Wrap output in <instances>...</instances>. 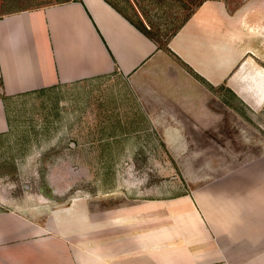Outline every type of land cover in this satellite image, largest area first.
Listing matches in <instances>:
<instances>
[{"label": "crops", "instance_id": "obj_1", "mask_svg": "<svg viewBox=\"0 0 264 264\" xmlns=\"http://www.w3.org/2000/svg\"><path fill=\"white\" fill-rule=\"evenodd\" d=\"M113 5L40 2L0 14V139L10 131L9 101L113 75L129 82L163 143L215 135L218 87L245 103L243 95L259 89L258 66L246 67L264 59V0H204L172 26L164 48L139 30L153 22ZM257 162L216 170L179 196L132 200L118 192L119 201L102 202L93 217L84 199L63 214L0 213V264H264V167ZM144 192L150 197L152 188Z\"/></svg>", "mask_w": 264, "mask_h": 264}, {"label": "rangeland", "instance_id": "obj_2", "mask_svg": "<svg viewBox=\"0 0 264 264\" xmlns=\"http://www.w3.org/2000/svg\"><path fill=\"white\" fill-rule=\"evenodd\" d=\"M62 1L68 0H0V14ZM109 1L141 13L147 25L153 22L150 34L164 48L172 26L201 0ZM248 63V73L259 68V89L243 95L247 104L234 90V78V92L215 89L216 133L206 141L163 143L162 128L146 123L129 82L116 75L9 101L10 131L0 139V213L22 215L27 207L63 214L84 199L93 217L99 204L119 201L118 192L132 200L179 196L217 177L216 170L255 159L264 167V59ZM171 128L178 127L169 122ZM117 182L124 188L117 189ZM147 188H152L150 197Z\"/></svg>", "mask_w": 264, "mask_h": 264}, {"label": "trees", "instance_id": "obj_3", "mask_svg": "<svg viewBox=\"0 0 264 264\" xmlns=\"http://www.w3.org/2000/svg\"><path fill=\"white\" fill-rule=\"evenodd\" d=\"M76 1H79V0H76ZM108 3L110 2L109 0H106ZM204 0H201L200 2L197 3L196 6H198V4H200L201 2H203ZM111 3V2H110ZM114 6V5H113ZM115 7V6H114ZM140 32H142L144 35H146L150 40H152L156 45H158V41L157 39L155 38V35H153L152 33L150 34V30H147V29H139ZM176 33V30H174L164 41V46H166L167 44V41ZM159 46V45H158ZM161 48V47H160Z\"/></svg>", "mask_w": 264, "mask_h": 264}]
</instances>
